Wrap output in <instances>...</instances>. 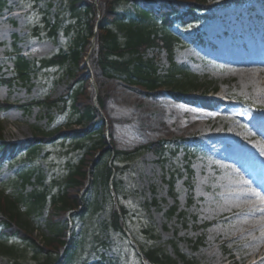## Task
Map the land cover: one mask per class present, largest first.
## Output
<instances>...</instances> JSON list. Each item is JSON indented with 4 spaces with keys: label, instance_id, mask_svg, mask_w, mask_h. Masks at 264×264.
<instances>
[{
    "label": "rangeland",
    "instance_id": "rangeland-1",
    "mask_svg": "<svg viewBox=\"0 0 264 264\" xmlns=\"http://www.w3.org/2000/svg\"><path fill=\"white\" fill-rule=\"evenodd\" d=\"M62 1L6 0L0 11V77H12V55L20 53L37 59L69 47L68 27L73 12L62 6ZM208 1L216 7L207 12L206 18L194 26L175 27L187 44L174 49L173 60L161 51L157 64L162 73L168 71L171 61L185 65L200 83L210 84L209 96L222 103L205 108L175 100L166 88L146 94L121 81L107 83L106 136L116 150L124 152L116 160L120 168L115 180L123 188L119 204L127 210L132 238L146 248L166 251L180 264L179 254L193 257L200 264H254L252 258L244 257L252 247H244L247 239L235 237L234 232L245 219L256 222V215L249 212L245 217L238 216L242 211L233 207L237 198L228 204L230 194L226 190L235 192V184L242 183L244 199L264 191V94L256 90L255 84L242 81L234 64L264 61V1L238 0L241 4L232 6L225 5L230 0ZM47 6L49 19L57 17L59 21L56 35L51 34L52 26L44 23ZM125 7L132 9L131 5ZM156 50L150 49L147 56L155 57ZM255 69L257 80L251 83H264V72L260 75ZM71 82L65 68L53 67L35 69L28 84L0 83V103L7 100L13 104L9 109L0 108L1 135L8 142L19 143L34 138L41 131L38 129L68 126L74 114L72 102L66 104L64 100L70 98L66 94ZM78 87L80 83L72 91ZM91 90L89 85V94H93ZM35 99L61 101L59 105L66 107L63 111L55 107L48 111L44 106H35L26 112L22 105ZM160 140L170 141L165 159L148 148ZM75 145L73 140L59 139L42 147L35 157L17 151L8 163L0 161V191L15 196L31 193L41 189L37 180L43 175L47 191L57 192L69 161L78 159L80 152ZM132 152L133 157L127 161ZM30 167L35 170L32 183L23 188L18 174ZM167 171L177 174L173 188ZM229 183L233 185L226 189ZM87 199L98 200L101 209H93L86 220L79 216L72 223L70 217L66 220L59 216L62 212L54 205L33 214L34 237L42 242L54 230L68 226L81 244L74 264H142L135 244L127 236L113 229L104 230L112 205L118 208L113 189L92 187ZM173 207L176 212L170 216ZM180 213L185 215L181 217ZM9 243L16 245L24 263L45 256L32 242L12 239ZM10 260L0 255V264Z\"/></svg>",
    "mask_w": 264,
    "mask_h": 264
},
{
    "label": "trees",
    "instance_id": "trees-1",
    "mask_svg": "<svg viewBox=\"0 0 264 264\" xmlns=\"http://www.w3.org/2000/svg\"><path fill=\"white\" fill-rule=\"evenodd\" d=\"M147 1L149 0H98L101 17L98 16V9L91 0L63 1V5L73 12V20L68 27V32L72 28L74 31L71 46L67 52L43 59L42 64L43 66L61 65L68 69V72L74 76V83L69 86L68 92L72 90L75 83L82 84L73 91V109L77 117L71 121L72 124L81 127L70 130L57 128L54 131L40 133L34 138L32 151L29 152L30 154L36 153L42 141L52 142L59 138H67L76 142L75 148L80 155L74 163L70 164L59 192L50 198L60 210H76L83 205L81 215L84 217L95 207L94 202H88L85 197L91 189V184L97 187L100 182H103V185L107 187L112 176V169L108 165L112 151L106 148L107 141L103 134L105 131L104 118L94 104V95L88 93L90 79L87 77L85 68L80 69L79 67L88 55L91 38L94 36L97 24L99 30L90 65L100 86L98 104L102 110H105L107 97L105 84H112L119 80L146 94L166 88L179 101L200 103L209 107H212V102H215L207 97L211 89L210 84L200 83L195 76L174 62H171V68L166 73L160 72L157 64V57L161 51L165 50L172 56L174 48L181 44L180 37L172 30L177 18L185 23H195L199 19V11L210 10L214 5L207 0H161L150 6L146 4ZM130 3L133 6L132 10L125 7ZM183 8H187L186 11L179 14ZM46 22L52 26L51 32L55 33L58 27L57 20L50 23L46 19ZM150 49H157L154 51L155 57L147 56ZM29 65L30 62L24 58H17L16 70L24 77L23 73ZM33 104L26 106V110L29 111ZM52 105L60 108L55 101H50L48 108ZM165 145H167L166 142L160 141L151 144V147L160 157H164ZM22 148H28V146L22 145ZM121 154L123 153L116 151V157ZM90 167L95 170V173L91 175L94 178L92 181L89 179ZM172 175L174 176V173ZM30 177L29 174L22 176L24 186L30 182ZM38 179L41 181L42 177ZM114 185L119 195L121 188L117 182ZM84 190L85 193L81 195ZM48 196L46 191H34L27 197L28 201H32L34 210H37L48 201ZM18 208L16 202L8 197H5L4 201L0 199V209L3 211L7 225L6 233L22 237L26 242L34 240L38 252L44 253L45 256L36 263H20L16 259L11 260L10 264H72L76 241L68 240L64 229H59L54 237L48 238L45 245H39L32 235L29 222L23 217L24 213ZM99 208L96 206L95 211ZM121 212L123 216H127L124 206L121 207ZM175 212L176 207H173L169 215ZM184 215L185 213L179 214L181 217ZM123 226L124 220L113 208L110 217L105 221V229L122 232ZM140 244L144 257L151 264H179V261L172 258L166 251L155 247L146 248L142 243ZM62 252L64 257L59 259V254ZM0 254L13 257L15 248L8 246L6 242L0 243ZM179 256L183 264H199L193 257L182 254Z\"/></svg>",
    "mask_w": 264,
    "mask_h": 264
},
{
    "label": "bare ground",
    "instance_id": "bare-ground-1",
    "mask_svg": "<svg viewBox=\"0 0 264 264\" xmlns=\"http://www.w3.org/2000/svg\"><path fill=\"white\" fill-rule=\"evenodd\" d=\"M261 51L263 52V50ZM253 63L239 62L234 64L238 65L240 79L244 82L248 81L249 83H246L247 85L255 84L256 90L259 93L264 94V83H251L257 80L256 67L259 70L260 75L264 72V61ZM251 128L253 130L257 129L256 126ZM230 135H232V133H230ZM230 170L233 169L231 168ZM232 185L233 184L229 183L226 189H229L228 186ZM235 185H238L234 190L235 192L230 191V189L226 190V192L230 194V197H227V203L229 204L231 200L237 198V201L235 200L237 203L233 207H238L242 211L238 216L245 217L244 215H248L249 212H253L254 215H256V222H253L252 220L247 221L245 219L241 223V227L237 232H234L235 235H237L235 237H238L239 239H247L244 247H252V252L244 257H250L254 260V264H260L264 261V191H260V196L244 199L245 190L241 187L242 183H237ZM254 232H257V234L254 235Z\"/></svg>",
    "mask_w": 264,
    "mask_h": 264
}]
</instances>
